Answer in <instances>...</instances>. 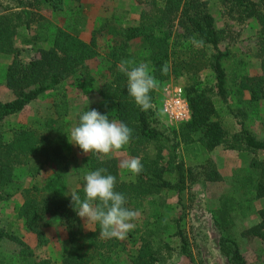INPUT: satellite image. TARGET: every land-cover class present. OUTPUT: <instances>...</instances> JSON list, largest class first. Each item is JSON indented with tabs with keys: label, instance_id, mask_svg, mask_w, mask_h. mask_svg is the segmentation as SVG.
Instances as JSON below:
<instances>
[{
	"label": "trees",
	"instance_id": "1",
	"mask_svg": "<svg viewBox=\"0 0 264 264\" xmlns=\"http://www.w3.org/2000/svg\"><path fill=\"white\" fill-rule=\"evenodd\" d=\"M8 1L12 7L2 8L7 13L0 15V54L9 58L0 68V84L10 95L0 100V203L21 196L12 213L38 245L45 242L43 229L49 219L57 220L66 242L58 264H175L170 262L172 253L187 256L188 243L181 228L183 193L193 184L217 182L219 174L209 161L184 167L177 145L191 160L217 147L250 154L264 151V136L257 139L241 124L237 132L228 134L214 105L217 99L220 108L234 118L232 105L251 112L255 103L264 100V0H218L232 21L249 20L257 25L253 45L259 73L254 76L244 73L240 58L230 59L229 52L220 49V31L203 0H135L141 6L135 24L125 27L118 18H102L87 42L54 27L37 12H56L65 1L76 0ZM15 39L29 51L27 58L14 44ZM90 60L101 64L100 73L88 69L86 62ZM121 60L147 63L160 82L157 89L169 78H181L188 120L168 128V133L159 129L157 89L150 93L151 108L142 110L128 95L127 78L119 71ZM164 63L169 66L167 75H161ZM202 70L211 74L209 86L200 80ZM70 90L82 95L95 91L98 98L74 116L73 127L84 111L96 109L133 129L130 143L122 150L127 158H141L143 171L139 175L129 171L123 174L114 158L99 159L96 153H83L70 144L65 122ZM42 97L49 99V116L16 128L5 126L10 116ZM75 156V175L106 168L116 177L115 190L125 194L126 207L138 211L139 223L133 221L135 227L123 239L100 236L99 224L93 225L92 231H82L71 196H65L66 175ZM47 165L51 173L41 184L22 188L15 180L18 166H23L25 176L33 180ZM231 178L233 187L217 197V206L211 211L214 224L223 234L219 251L228 264H257L246 261L239 240L255 241L264 248V207L254 206L264 198V162L250 161L243 175L233 172ZM74 191L83 198V187ZM163 194L175 197L178 210L172 218L160 211L162 201L158 206L154 200ZM249 216H255L256 222L235 230L233 235L228 233L235 229L236 218ZM2 239L21 248L16 256L0 253V264H52L23 246L9 227H0ZM172 241L175 252L169 246ZM258 264H264V250Z\"/></svg>",
	"mask_w": 264,
	"mask_h": 264
},
{
	"label": "rangeland",
	"instance_id": "2",
	"mask_svg": "<svg viewBox=\"0 0 264 264\" xmlns=\"http://www.w3.org/2000/svg\"><path fill=\"white\" fill-rule=\"evenodd\" d=\"M203 1L207 3V8L214 18L215 26L220 31V49H226L229 52L230 59L233 57L240 58L244 64V73L246 75H257L259 73L258 60L254 56L253 45L258 29L257 25L249 20L242 23L232 21L226 16L218 0ZM4 7L11 8V2L8 0H0V15L7 13L2 11ZM140 8L141 6L138 5L135 0H76L65 1L62 9L56 12H49L46 10H38L37 12L54 27L76 36L83 42H87L90 32L101 22L102 18H118L122 26H131L136 23ZM13 42L16 46L21 48L23 58H27L29 52L26 50L27 48L25 49L17 45V39L13 40ZM8 61L9 58L7 55L0 54V68L6 66ZM86 65L94 74H98L101 71V64H98L97 60L87 61ZM226 72L228 73V69ZM199 75L204 85L209 86L211 84L212 77L208 71L202 70ZM181 83V78H177L176 80L169 78L165 85L155 91L157 100H161V91L165 86H178L181 88ZM68 93L69 115L65 118V122L68 126L67 130H69L70 133L75 121L74 116L86 105L96 101L98 98L95 91L90 92L88 95H82L74 90H70ZM8 98H10L8 91L0 84V100ZM214 105L218 110L220 125L228 134L237 132L239 124H241L257 139L264 136V100L255 103L251 112L241 109L237 104L232 105L231 107L236 111V117L234 118L223 108H220V102L217 99H215ZM158 114L159 123L157 127L159 129H164L168 133L170 130L168 128H174L178 125L167 124L164 118L161 117L160 112H158ZM49 115V99L42 97L32 101L18 114L10 116L6 120L5 126L7 128H16L20 125H28L32 120L44 118ZM69 142H71V137L69 138ZM72 147L71 145L72 152L74 153ZM176 152L184 167L194 166L197 162L209 161L219 174V180L213 183L205 182L190 185L183 193L181 228L188 243V254L185 257H179L175 253H172L170 262L175 264H228L219 251V241L223 234L214 224L211 211L217 206V197L222 193L229 192L233 187L234 182L231 178L233 172H237L240 176L247 171L250 161L254 160L255 162L263 163L264 151L250 154L244 151L217 147L210 152H201L197 154L192 160L189 156H185L181 153L179 145H177ZM76 156L78 157V155ZM76 156L71 169H69L66 175V197H70L74 190L82 188L84 184L83 178L85 175H75L73 173L77 163ZM97 156L99 159H109L103 158L99 154H97ZM110 158H114L116 162L119 163V166L121 160L127 159L124 150L111 154ZM121 171L124 174L128 170L121 168ZM50 173L51 167L47 165L40 170L33 180H30L25 176V168L23 166H18L14 170L15 180L22 188H27L30 184L43 183ZM189 194L191 196L190 199L188 197ZM151 199L153 200V198ZM151 199H149V202H151ZM154 200L158 206L159 200L162 201L160 211L163 212L162 214H165L167 218H172L178 210L175 205V197L172 194H163L158 198H154ZM21 201V196L17 194L10 200L0 203V227H9L12 234L21 241L23 246L29 248L33 254L49 259L52 264H58L60 257L66 250L65 234L60 225H58L56 219L50 218V222H48L49 225L43 229L45 242L43 245H38L35 237L31 233L25 231L21 225V221L15 219L12 213L13 209L18 206ZM254 206L255 208L264 207V198L255 201ZM135 220H138L139 223V217ZM255 222V216H249L243 220L236 218L235 229L228 233L233 235L236 232L235 230L247 227ZM79 223L82 231L87 232L93 230V224L85 223L80 217ZM169 246L173 249V252H175V241H172ZM239 247L247 262L257 264L260 262L264 250L262 245L255 241L246 242L239 240ZM20 248L19 245L12 241L5 239L0 240L1 254H12L16 256Z\"/></svg>",
	"mask_w": 264,
	"mask_h": 264
},
{
	"label": "clouds",
	"instance_id": "3",
	"mask_svg": "<svg viewBox=\"0 0 264 264\" xmlns=\"http://www.w3.org/2000/svg\"><path fill=\"white\" fill-rule=\"evenodd\" d=\"M119 71L127 78L128 95L142 110L150 109V93L159 87L160 82L148 64L136 65L133 60H121ZM160 71L161 75L168 74L167 63L161 66ZM132 134L133 129L125 122L110 119L107 114L91 109L79 116V123L71 129L70 143L78 146L83 153H97L103 158H110L111 154L121 151L130 143ZM120 167L134 175L143 171L140 157L123 159ZM83 179V198L76 191L70 195L74 211L85 223L99 224L100 236L123 239L135 227L133 221L139 213L126 207L125 194L115 190L116 177L101 167L89 171Z\"/></svg>",
	"mask_w": 264,
	"mask_h": 264
},
{
	"label": "built area",
	"instance_id": "4",
	"mask_svg": "<svg viewBox=\"0 0 264 264\" xmlns=\"http://www.w3.org/2000/svg\"><path fill=\"white\" fill-rule=\"evenodd\" d=\"M159 109L169 125L186 122L189 118L186 101L178 86H165L162 89Z\"/></svg>",
	"mask_w": 264,
	"mask_h": 264
}]
</instances>
